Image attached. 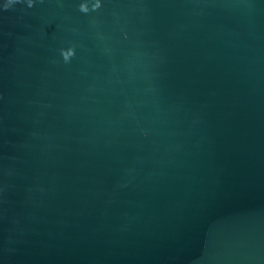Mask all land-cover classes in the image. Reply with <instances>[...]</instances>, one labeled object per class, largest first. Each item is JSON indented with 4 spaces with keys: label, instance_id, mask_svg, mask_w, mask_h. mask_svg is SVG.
<instances>
[{
    "label": "water",
    "instance_id": "obj_1",
    "mask_svg": "<svg viewBox=\"0 0 264 264\" xmlns=\"http://www.w3.org/2000/svg\"><path fill=\"white\" fill-rule=\"evenodd\" d=\"M6 2L0 264H264V0Z\"/></svg>",
    "mask_w": 264,
    "mask_h": 264
},
{
    "label": "clouds",
    "instance_id": "obj_2",
    "mask_svg": "<svg viewBox=\"0 0 264 264\" xmlns=\"http://www.w3.org/2000/svg\"><path fill=\"white\" fill-rule=\"evenodd\" d=\"M16 2H18V0H7V2L4 4L3 7L5 10H7ZM29 6H32L31 0H29ZM99 7H100L99 0H96V3L93 5V9H97ZM80 10L85 13L88 12L89 11L88 5L86 3H82L80 6ZM74 54L75 53L73 49L62 50V56L65 62H68Z\"/></svg>",
    "mask_w": 264,
    "mask_h": 264
}]
</instances>
